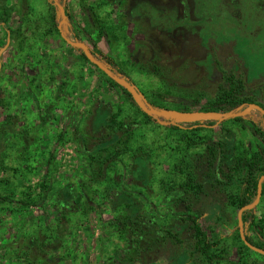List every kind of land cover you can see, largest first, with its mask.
Returning <instances> with one entry per match:
<instances>
[{"label":"rangeland","instance_id":"rangeland-1","mask_svg":"<svg viewBox=\"0 0 264 264\" xmlns=\"http://www.w3.org/2000/svg\"><path fill=\"white\" fill-rule=\"evenodd\" d=\"M56 1L67 8L68 15L62 23L66 37L84 42L92 53L97 45L161 110L172 111L167 113L168 116L174 118V114H180L182 118L181 114H185L182 120H177L183 126L195 122L207 126L197 131L172 129L162 116L151 113L157 122L151 121L143 132L152 143L156 162L150 188L156 198H152L153 205L145 203L144 208L148 215H153L151 212L154 210L159 216L155 230L153 228L155 235L151 236L156 240L153 245H144L141 251L136 250V240L125 241L119 229L111 224L123 211L120 206L112 208V200H107L116 195L115 190L108 198H103L98 188H92L86 196L75 191L74 202L59 208L50 204V195L43 205L28 209L16 203H0V264H24V258L17 254L36 248L29 247V244L32 246L39 242L38 231L45 222L54 226L59 224L58 228L62 230L59 233L61 241L57 245H49L51 249H46L48 254L44 255L58 264H111L110 258L115 264H126L132 257H138L139 264H264V255L244 249L237 238L239 209L231 203L237 186L220 172L218 144L211 143L218 142V136L222 135L227 136L228 154L234 148L236 152L243 150L247 155L264 153V135L258 129L256 109L251 108L244 115L236 116L241 117L239 121L229 118L220 121L223 122V131L220 122L212 126L208 122L228 112L202 111L196 107L180 111L176 109L175 101L178 96L200 97L201 102L207 95L217 96L219 89L225 86L223 73H230L244 82L251 100L229 112L239 111L248 103L264 104V1L246 0V4L247 1L253 3L247 7L249 12L246 11L247 15L244 13L240 29L232 23L236 18L229 13L232 9L229 0ZM55 6L47 0H0V46L6 42V29L11 30L10 44L1 56L0 72V81L10 90L6 95L10 109L0 107V122L6 120V113H10L13 123L9 129L11 135L19 136V130H28L30 134L41 136V140L33 143L39 154L36 160L31 159L28 169L23 167L16 175L11 168L0 173V178H8L14 184L10 188L17 190L15 198L25 201L35 197L39 191L36 186L42 179V163L49 149L53 152L50 167L63 175L67 183L71 175L78 177L85 173L86 168L76 151L79 144L71 123L87 115L92 102L102 99L103 104L114 110L120 107L123 111L128 108L131 111L132 108L119 97L118 89L109 85L96 65L82 59L55 30L57 23L52 21V15L55 13L57 21L61 19V13ZM255 11L258 12L253 19L258 26L254 29L255 37L250 35L249 41L243 38L247 37L245 34L250 27H254L249 15ZM94 55L107 65L98 54ZM38 59L42 64H49L51 60L56 84L72 72L76 73L71 87L66 89L65 99L57 89L49 91L45 84L34 79L38 71L44 70L38 67ZM27 88L33 89L37 95L38 106ZM12 94L15 97L12 98ZM133 98L144 111L147 110L139 97ZM80 129L84 130L82 120ZM183 134L187 140L196 137L209 139V147L204 145L205 150L201 145L188 147L192 154V160H189L196 165L201 189L193 202L190 201V193L179 192V198L187 199V202L179 203V207L171 203L170 208L175 212L171 213L158 193L163 183L172 182L173 187L178 188L177 183L184 181L182 174L171 167L174 156L183 152L181 146L175 147V140ZM9 144L7 152L13 155L14 144L12 141ZM42 151H45L44 155ZM209 151L217 155L213 164L207 162V158L213 160L208 157ZM6 162L12 166L13 156L7 157ZM129 177L126 179L130 180ZM54 182H59L57 177H54ZM29 187L36 189L29 193L26 190ZM3 190L0 187V191ZM22 192L29 193L30 197ZM58 204L61 205L60 201ZM64 211L68 219L63 217L59 221ZM175 214L182 215V220ZM190 214L191 217L187 218ZM194 217H200L206 240L212 243L208 256L197 249ZM245 217L244 233L255 241L264 242V223L261 228L259 220L264 218L262 196L254 208L245 210ZM150 218L154 219L153 216ZM118 226L124 227V224ZM140 230L139 226L130 230L129 236H139ZM169 231L173 234L166 236Z\"/></svg>","mask_w":264,"mask_h":264},{"label":"trees","instance_id":"trees-1","mask_svg":"<svg viewBox=\"0 0 264 264\" xmlns=\"http://www.w3.org/2000/svg\"><path fill=\"white\" fill-rule=\"evenodd\" d=\"M47 1L49 3L54 2V0ZM263 1L264 0H261V3ZM63 6L65 14L68 15L66 6ZM55 9H58L57 6H55ZM52 21L54 24H58L55 13L52 15ZM1 24L3 26L5 25L2 21ZM55 27V30L60 34L57 25H55ZM7 30L9 29H6V31ZM74 49L77 50L82 59L88 61L81 48L74 47ZM94 53L98 54L108 66L116 70L121 76L127 78L128 81L135 86V90L139 94L144 95L150 106L160 110L159 105L151 101L146 94H144L131 80H129L126 72L116 64L110 55L103 52L97 45L94 46ZM38 61V67L44 70L38 71V73L34 75V79L38 80L39 84H45L49 91L57 89L62 99H65L64 97L66 96V93H68L66 92V89L71 87L73 79L76 77V73L72 72L71 75L63 78L60 84H56L54 78L55 72L53 70L51 60L49 64H42L40 59H38ZM98 70L101 72L103 77H105V80L110 86L112 85L114 88L118 89L117 93L119 97H121L125 103L132 106L131 111H128L129 108L128 110L123 111L120 107L114 110L109 105L103 104L102 99L92 102L90 109L87 112L88 114L81 116L82 118H78L76 120L74 119L71 123L76 131V142L79 144L76 151L82 164L86 168L85 173L83 172V174H80L78 177H75L74 174L71 175V178H69L70 181L67 183L64 180L65 178L63 175L60 176V173L53 171L50 167L52 164L53 152L49 149L48 156L42 163V165H44V172L41 175L42 179L36 186L39 188L37 195L26 201L23 199H16L15 196L17 190L10 188L14 184H12L8 178L5 179L2 176L0 178V187H3L4 190L0 191V203H16L20 207L28 209L43 205V203L47 201V197L50 195V204L55 206V208H59L74 202L77 195L75 191H78L80 195L86 196L87 192L92 190V188H98L101 197L108 198L109 194L115 190L116 195L107 200L109 202L112 200L110 202L112 208L120 206L123 207V211L116 216V222H112L111 224L119 229L121 237L125 241L136 240V250L141 249V251H143L144 245H148V247H150L154 244L155 239L152 238L155 235L154 225L157 222V217H159L157 211L155 212L153 210V212H151L153 215H148L147 210L144 208L145 203L152 204V198H156V196L152 195V191L150 190L153 183L152 175H154L153 170L156 162L154 161L152 143L149 142L143 131L151 121H157L151 114L145 112L136 103L129 90L121 87L118 83L109 78L101 69L98 68ZM223 79L225 81V86L219 89L217 96L207 95L204 102L199 100L200 97L185 98L178 96L175 98L177 103L176 109L185 111L191 107H196L202 111L229 112L240 104L251 100L246 91L247 88L240 78L235 77L234 74L223 73ZM27 89L29 90V94L32 96V99L35 100L36 106H38L37 95L33 92V89ZM9 91L8 85L4 84L1 80L0 107L4 110L10 109L9 99L6 98ZM13 97H15L14 94H12V98ZM259 105L264 109V104ZM47 106L48 105H46V107ZM256 112L259 115L257 122L258 129L261 131V134L264 135V114L259 110H256ZM10 115V113H6V120L0 122V147H3L0 153V173L7 172L6 170L11 168L12 173L16 175L19 173L21 168L24 167L28 169L31 166V159H33V161L36 160L39 154V149L35 148L33 143L34 141L36 142L41 140V136H38V134L35 133L30 134L28 130H19V136L11 135L9 133V129L13 123L11 120L12 116ZM45 115L46 117L49 116L48 114ZM45 115H43L42 120L46 119L44 118ZM80 120L83 121L84 130L80 129ZM163 120L166 121L168 126L172 129L181 130V128H191L192 131H197L207 126L200 122L183 126L181 123L176 122L171 118H163ZM228 120L239 121L241 120V117H231ZM208 123L212 126L215 124V120ZM222 123L223 122H220L221 128L224 131ZM222 134L227 135L225 133ZM225 137L227 136L223 137L222 135H219L218 142L214 141L211 143L218 144V162L220 161L222 165V170L220 172L225 173V179L236 183L237 191L232 196L231 203L239 209L241 206L249 204L255 199L257 181L264 173V153L260 155L258 153L247 155L243 154L245 153L243 150H238L236 152L235 150L237 149L234 148L230 151V154H228V150L226 148L227 141ZM196 138L199 141H196ZM196 138L187 140L186 134H183L180 139L175 140V147L179 148L181 146L183 148V152L177 153L176 156H174V162L171 167L178 174H182L184 181L177 183L178 188L175 186L173 187L172 182L170 184L163 183L161 191L158 193V196H162L161 199L170 210L171 205L179 207V203L187 202V199L179 198V192L190 193V201L193 202L196 199V194L199 193L201 189V185L199 184V180L196 175V165L194 162L189 160H192V154H190L188 147H198L201 145V149L205 150V147H209L207 145V143H209V139L204 140L199 137ZM9 141H12L14 144L12 146L15 150L13 155L11 153L8 154L7 152L8 148H6V146L10 145ZM19 141L21 142L19 143ZM204 145L205 147H203ZM41 153L44 155L45 151H42ZM208 153V157H212L213 160L207 158V162L213 164L217 156L216 152L209 151ZM9 156H13L14 164L12 166H8L6 162V158ZM200 159L202 160V156ZM212 175H214V172ZM126 176H130V180H127ZM54 177L58 178V183L54 182ZM36 187H29L26 190H28L29 193H33ZM26 193L27 192H24L23 194L26 195ZM29 193L27 194L30 197ZM261 196L264 198V180L262 181ZM59 201L61 205L58 204ZM171 203H174V205ZM170 210L169 212L175 213L173 210ZM64 215L65 211L63 216L58 218L59 221L64 219L63 217L68 219ZM175 215L177 219L182 220V215ZM151 216H153L154 219H151ZM190 217L191 214L187 216V218ZM242 219L243 222H245V211L242 214ZM259 220L262 228L264 218H260ZM193 221L195 235L197 237V249H201L205 255L208 256L212 243H209L206 240L205 232L201 228L200 217H194ZM121 223L124 224V227L118 226V224ZM138 226L139 228L141 227L139 236L130 237V230H135ZM58 227H60L59 224L54 226L52 223L46 224V222L40 225V231H38L40 235L38 238L39 242L33 243L32 246L29 244V247L36 246V248H34V250L30 249V251L24 250V252L17 254L19 257L24 258V264H58L53 262V260L44 257L45 254H48L45 252L46 249H51V246L49 245L53 243L57 245L58 241H61L62 239V236L60 237L61 234H59L62 230H59ZM166 233V236H171L173 234L171 231ZM237 238L242 242L244 249L250 250L241 240L239 231L237 233ZM245 238L252 244L260 248H264L263 241H255L246 234ZM37 253L40 254L37 255ZM136 259H138V257H132V259H128L126 261V264H139ZM110 260L112 261L111 264H115L113 258H110Z\"/></svg>","mask_w":264,"mask_h":264},{"label":"water","instance_id":"water-1","mask_svg":"<svg viewBox=\"0 0 264 264\" xmlns=\"http://www.w3.org/2000/svg\"><path fill=\"white\" fill-rule=\"evenodd\" d=\"M58 10L61 13V19L58 21L57 24V28L60 31V34L62 36V38L72 47H78L81 48L85 57L87 58V60L89 62H91L92 64L96 65L99 69H101L103 72H105L106 74H108V76H110L113 80H115L118 84L122 85L123 87H126L129 89V91L131 92V94L133 96L139 97L140 100L144 103V105L146 106L148 113H154V114H158L160 116H162L163 118H171V116H168L167 113L168 112H172V111H167V110H157L155 108H153L152 106H150V104L148 103V101H146L144 95L139 94L136 90H135V86L133 84H131L127 78H125L124 76L115 74L113 72H111L110 68L103 64L86 46V44L82 41H78V40H72L68 37H66L64 35V33L62 32V23L65 21L66 19V14H65V9L64 6L54 0L53 2ZM7 36H6V42L0 47V69H1V65H2V53L6 50V48L9 46L10 44V31L7 30L6 31ZM137 102V100H135ZM138 105L143 108L141 106V104H139V102H137ZM251 108H255L256 110H259L261 113L264 114V109L259 106L258 104L255 103H248L243 109L239 110V111H235V112H228L225 114H221L220 118L215 120V124L217 125L220 121L230 118V117H236V116H242L244 115L246 112H248ZM144 109V108H143ZM179 113V112H176ZM181 113V112H180ZM173 117V116H172ZM173 120H175L176 122H178L175 118H171ZM180 123V122H179ZM205 125V124H204ZM264 180V173L259 177L258 181H257V190H256V196L253 202L249 203V204H245L243 206H241L237 212V222H238V229H239V235L241 240L244 242V244L251 249L252 251H255L259 254L264 255V248H260L254 244H252L251 242H249L246 238H245V233H244V222L242 219V214L245 210L248 209H252L254 208L260 201L261 198V192H262V181Z\"/></svg>","mask_w":264,"mask_h":264},{"label":"flooded vegetation","instance_id":"flooded-vegetation-1","mask_svg":"<svg viewBox=\"0 0 264 264\" xmlns=\"http://www.w3.org/2000/svg\"><path fill=\"white\" fill-rule=\"evenodd\" d=\"M259 0H256V2H258ZM230 2V6L232 9H230L229 13H231V15L234 16V18H236L235 20L233 19L234 22H232L235 25L236 29H240V26L243 24V15H247V12H249V6H252L253 1H251L252 3H250V1H247L248 3L246 4V0H229ZM246 6V7H245ZM258 11H255L254 13H251L249 16L252 19V22L254 24V27H250V29L248 30V33L245 34V36L243 39H247L250 41V35L254 38L255 37V32L254 29L256 26H258V23L255 25V20L253 19L254 14H257ZM245 13V14H244ZM254 20V21H253ZM251 22V23H252Z\"/></svg>","mask_w":264,"mask_h":264},{"label":"bare ground","instance_id":"bare-ground-1","mask_svg":"<svg viewBox=\"0 0 264 264\" xmlns=\"http://www.w3.org/2000/svg\"><path fill=\"white\" fill-rule=\"evenodd\" d=\"M181 115H182V116H181L182 118L179 117L180 114H174L173 117H174L176 120H182V119L185 117V116H184L185 114H184V115L181 114Z\"/></svg>","mask_w":264,"mask_h":264}]
</instances>
